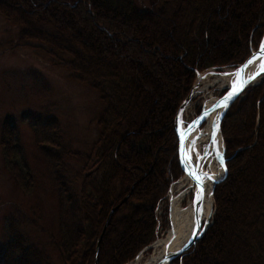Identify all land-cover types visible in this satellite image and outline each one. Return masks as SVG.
I'll return each instance as SVG.
<instances>
[{
	"label": "trees",
	"instance_id": "1",
	"mask_svg": "<svg viewBox=\"0 0 264 264\" xmlns=\"http://www.w3.org/2000/svg\"><path fill=\"white\" fill-rule=\"evenodd\" d=\"M0 16L21 29L20 47L45 52L105 106L90 154L68 148L56 117L28 118L57 189L58 234L42 229L57 259L8 220L3 264L132 262L156 240L157 207L185 173L180 107L198 74L238 68L259 49L264 0H0ZM221 133L228 173L211 225L171 264H264V82L231 106ZM16 134L7 119L5 163L31 191ZM71 158L82 163L73 173Z\"/></svg>",
	"mask_w": 264,
	"mask_h": 264
},
{
	"label": "rangeland",
	"instance_id": "2",
	"mask_svg": "<svg viewBox=\"0 0 264 264\" xmlns=\"http://www.w3.org/2000/svg\"><path fill=\"white\" fill-rule=\"evenodd\" d=\"M20 31L19 27L7 23L0 16V264H3L2 257L9 243L8 220L22 224L23 230L28 233L33 243L46 246L57 259V255L50 248L47 235L42 232L44 229L54 235L58 234L57 189L50 167L35 144L28 118L56 117L61 123L68 148L74 152L90 154L98 137L97 120L105 108L98 93L76 81L68 69L56 65L55 60L45 52L20 47ZM235 69L212 68L201 73L205 76L187 111L188 120L191 121L199 115L203 103L210 97L220 98L226 93L228 88H221L214 80ZM196 82L197 79L195 84ZM262 82L264 75L252 86ZM7 119L16 127L18 141L23 148L28 168L34 176L36 186L31 191L23 187L25 184L20 186L6 166L1 136ZM205 126L206 123H203L200 130ZM169 158L168 154L164 156L166 161ZM81 165L77 158H71L70 173L78 170ZM27 182L31 184L32 180ZM170 190L167 201L161 202L157 207V238L152 244L167 236L170 230ZM213 202L211 221L215 211L214 196ZM152 254L153 248L148 247L128 264H144Z\"/></svg>",
	"mask_w": 264,
	"mask_h": 264
},
{
	"label": "bare ground",
	"instance_id": "3",
	"mask_svg": "<svg viewBox=\"0 0 264 264\" xmlns=\"http://www.w3.org/2000/svg\"><path fill=\"white\" fill-rule=\"evenodd\" d=\"M260 60V56L252 60V63L246 71L247 76H251L259 70ZM236 73L237 71L234 70L227 71L216 77L214 82L220 84L223 89L232 88L233 82L237 79L235 76ZM216 102H218L217 97H210L205 101V105L206 107H211ZM220 112L221 108L214 111L213 114L207 118L206 126L203 130H200L199 127H195L190 134L186 146V149L190 150L189 155L191 157V159L186 162L190 167L199 170L204 176V191L201 201L203 222L208 221L212 217L215 181L224 173L223 167L214 150V144H216L220 154H223V137L221 133H218L216 136L213 135L214 127ZM209 176L211 177L210 179L208 178ZM196 190V178L191 175V173H184L183 177L172 186L170 190L169 206L171 220L170 230L167 236L154 243L153 254L144 264H160L168 255L182 247L192 236L198 213V200L195 197ZM119 208L120 206L117 207L115 213ZM137 264H141V262Z\"/></svg>",
	"mask_w": 264,
	"mask_h": 264
},
{
	"label": "water",
	"instance_id": "4",
	"mask_svg": "<svg viewBox=\"0 0 264 264\" xmlns=\"http://www.w3.org/2000/svg\"><path fill=\"white\" fill-rule=\"evenodd\" d=\"M262 44H264V40L262 42ZM260 56L261 60H260V65H259V70L252 74L251 76H247L246 71L248 69V67L250 66L251 63H248L249 61H252L255 57ZM247 64V67L245 68V65ZM261 65H264V53L260 52V48L253 52L252 56L242 65H240L237 69H235L234 71H237V73H241L240 79L243 81H246L243 85L242 90H239L232 98L230 99H226L229 96V93L232 92V88H228L226 93L218 98V102H216L214 105H212L211 107H206L204 106V108L202 109L200 115L194 119L188 126L187 128L183 129V122H182V117L184 114V111L188 105V103L190 102L193 92L190 93V95L188 96V98L185 100V102L182 104V106L179 109V112L177 114V117L175 119V128H176V133L180 142V161L181 164L184 168L185 173H192L195 172L197 170H195L193 167H190L188 165V163L186 162L184 153L181 150V133L187 131L188 129H191V132L195 129V127H200L203 123H206V120L209 116H211L213 114L214 111L218 110L219 108H221V112L219 114L218 120L216 122V125L214 127V131H213V135L216 136L218 133H221V127H222V123L223 120L227 114V112L229 111V109L231 108V106L240 98L243 96L244 92L252 85H254L255 81L261 77L262 75H264V70H261ZM218 74V73H215ZM205 75L203 74H198L197 76V82L195 84V86L193 87V91L196 90L199 85L201 80L204 78ZM220 105V106H217ZM194 125V127H193ZM190 132V134H191ZM190 134L186 136L185 140H184V148L186 149L187 146V142L188 139L190 137ZM222 135V133H221ZM224 143V140H223ZM214 150L216 153V156L218 158V160L220 161L224 173L223 175L215 181V185H214V189H213V194H214V190H215V186L219 183H221L227 176L228 173V169H227V165H226V157H225V144H224V152L223 154H220L219 150H218V146L216 144H214ZM219 153V155H218ZM219 156L223 157V160L221 161L219 159ZM202 176V191H201V181H198L196 179V199L198 200V213H197V220H196V224H199V228H197L195 226L194 232L192 234V236L189 238V240L179 249L175 250L174 252H172L170 255H168L162 262H160V264H171L172 261L182 255L184 252L190 250L196 243L197 241H199L204 234L207 232L209 226L211 225V218L206 221L203 222L202 221V214H201V201L203 198V191H204V176L201 172H199ZM117 210L114 209L113 213H115V211ZM215 213V211H214ZM106 229V227H105ZM102 239V238H101ZM101 241V240H100ZM154 244H152L151 246H149V248H153Z\"/></svg>",
	"mask_w": 264,
	"mask_h": 264
},
{
	"label": "snow or ice",
	"instance_id": "5",
	"mask_svg": "<svg viewBox=\"0 0 264 264\" xmlns=\"http://www.w3.org/2000/svg\"><path fill=\"white\" fill-rule=\"evenodd\" d=\"M260 52L264 53V44H262L260 46ZM254 57H255V54H254ZM248 63H252V61H249ZM246 67H247V64L245 65V68ZM261 70H264V65H261ZM235 76L237 77V79L232 84V92L229 93V96L226 99L232 98L239 90H242L243 85L246 82V81H243V80L240 79L241 73L238 72V73L235 74ZM217 106H220V105H217ZM193 127H194V125H193ZM190 132H191V129H188L187 131L181 133V150L184 153L186 161L190 160L191 157L189 155V151L190 150L184 148V140H185L186 136L190 134ZM193 143H194V141H193ZM218 155H219V153H218ZM219 159L222 161L223 157L219 156ZM191 175H193L198 181H201V191H202V187H203V185H202V176L199 173V170H197L195 172H192ZM208 178L210 179L211 177L209 176ZM196 227L199 228V224L198 223L196 224Z\"/></svg>",
	"mask_w": 264,
	"mask_h": 264
},
{
	"label": "built area",
	"instance_id": "6",
	"mask_svg": "<svg viewBox=\"0 0 264 264\" xmlns=\"http://www.w3.org/2000/svg\"><path fill=\"white\" fill-rule=\"evenodd\" d=\"M195 94H197L196 91H194V95H193V96H195ZM190 105H191V104H190ZM190 105L188 106V108H187V110H186V113H185V117H184V121H186V124H188V123L190 122V120L187 119V118H188V116H187V111H188ZM185 119H186V120H185Z\"/></svg>",
	"mask_w": 264,
	"mask_h": 264
}]
</instances>
